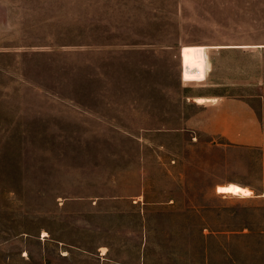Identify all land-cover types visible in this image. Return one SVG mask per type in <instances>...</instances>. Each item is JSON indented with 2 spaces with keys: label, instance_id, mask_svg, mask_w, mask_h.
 I'll use <instances>...</instances> for the list:
<instances>
[{
  "label": "rangeland",
  "instance_id": "1",
  "mask_svg": "<svg viewBox=\"0 0 264 264\" xmlns=\"http://www.w3.org/2000/svg\"><path fill=\"white\" fill-rule=\"evenodd\" d=\"M0 264H264V0H0Z\"/></svg>",
  "mask_w": 264,
  "mask_h": 264
},
{
  "label": "crops",
  "instance_id": "2",
  "mask_svg": "<svg viewBox=\"0 0 264 264\" xmlns=\"http://www.w3.org/2000/svg\"><path fill=\"white\" fill-rule=\"evenodd\" d=\"M210 71L209 67L205 78L201 80L206 82L199 84L196 92H191L185 97L200 107L194 116L185 118V124H194L204 130L218 133L231 144L260 146L263 133L249 102L240 97L208 92L209 86L212 85L211 81L207 80ZM199 98L203 101L198 102Z\"/></svg>",
  "mask_w": 264,
  "mask_h": 264
},
{
  "label": "bare ground",
  "instance_id": "3",
  "mask_svg": "<svg viewBox=\"0 0 264 264\" xmlns=\"http://www.w3.org/2000/svg\"><path fill=\"white\" fill-rule=\"evenodd\" d=\"M227 189L230 193L234 194V195H243L245 189L243 186L238 185L236 183L233 182H229L227 184Z\"/></svg>",
  "mask_w": 264,
  "mask_h": 264
}]
</instances>
